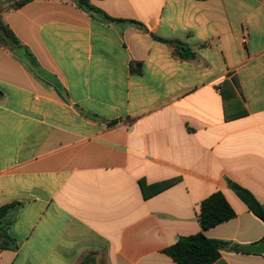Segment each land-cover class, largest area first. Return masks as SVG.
Instances as JSON below:
<instances>
[{"label": "crops", "instance_id": "obj_1", "mask_svg": "<svg viewBox=\"0 0 264 264\" xmlns=\"http://www.w3.org/2000/svg\"><path fill=\"white\" fill-rule=\"evenodd\" d=\"M90 4L118 21L74 0L0 14L39 69L0 46V207L19 204L16 249L0 264H176L162 250L201 232L214 193L235 216L206 238L264 242L228 186L264 207V0ZM139 181L173 183L144 198ZM212 264H264V253L225 248Z\"/></svg>", "mask_w": 264, "mask_h": 264}, {"label": "trees", "instance_id": "obj_2", "mask_svg": "<svg viewBox=\"0 0 264 264\" xmlns=\"http://www.w3.org/2000/svg\"><path fill=\"white\" fill-rule=\"evenodd\" d=\"M30 1L32 0H17L7 8H0V14L2 13V10L8 11L18 9ZM74 1L79 8L86 10L90 14H97L108 22L118 21L110 18L103 11L92 6L90 4V0ZM172 44H174V53L178 58L188 59L193 57V52L186 45L179 42H172ZM0 46L10 51L17 57L25 59L33 69L39 71L38 66L31 57V54L24 46L19 43L9 28L2 22L1 16ZM228 83L226 82V84ZM230 84H232L233 88H236V82L234 78L230 80ZM233 88L231 89L233 90ZM242 115H246V111L243 108L239 113H237V115L233 117L226 115L225 118L230 119ZM138 183L143 197L147 198L168 188L170 185H172L173 181L158 183L148 188L144 186L142 181H139ZM228 186L234 190L235 194L242 201V203H244L248 211L264 223V207L258 203L254 196L249 191L230 181H228ZM18 207V203L7 204L0 207V250L16 249V243L14 239L8 235L7 231L12 221L10 216L18 209ZM234 216L235 214L233 210L222 194L214 193L203 200L200 204L198 222L201 232L186 237H180L174 244L164 248L162 252L176 264H212L219 258L220 250L225 248L231 249L235 252L244 253L236 246L229 248L228 242L209 239L203 234V231L226 222L232 219ZM74 264H96V261L92 254H87L85 256H81ZM98 264L104 263L99 262Z\"/></svg>", "mask_w": 264, "mask_h": 264}, {"label": "water", "instance_id": "obj_3", "mask_svg": "<svg viewBox=\"0 0 264 264\" xmlns=\"http://www.w3.org/2000/svg\"><path fill=\"white\" fill-rule=\"evenodd\" d=\"M238 249L245 253L263 254L264 253V242H259L257 244H252V245H242V246H239Z\"/></svg>", "mask_w": 264, "mask_h": 264}, {"label": "rangeland", "instance_id": "obj_4", "mask_svg": "<svg viewBox=\"0 0 264 264\" xmlns=\"http://www.w3.org/2000/svg\"><path fill=\"white\" fill-rule=\"evenodd\" d=\"M17 0H0V8L4 9L11 6Z\"/></svg>", "mask_w": 264, "mask_h": 264}]
</instances>
